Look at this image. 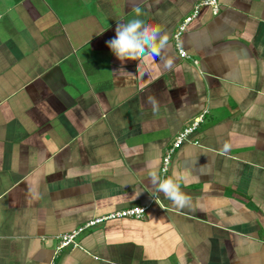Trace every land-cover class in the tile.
<instances>
[{
  "label": "crops",
  "instance_id": "0c3cea01",
  "mask_svg": "<svg viewBox=\"0 0 264 264\" xmlns=\"http://www.w3.org/2000/svg\"><path fill=\"white\" fill-rule=\"evenodd\" d=\"M200 1L0 0V264H264V0L203 9L183 59Z\"/></svg>",
  "mask_w": 264,
  "mask_h": 264
},
{
  "label": "built area",
  "instance_id": "2783aa9c",
  "mask_svg": "<svg viewBox=\"0 0 264 264\" xmlns=\"http://www.w3.org/2000/svg\"><path fill=\"white\" fill-rule=\"evenodd\" d=\"M203 9H210L213 15L217 16L220 13V0H201L197 5H195L191 14L186 17L183 23L179 26L176 35L174 36V44L179 56L183 59H191V56L182 46V37L186 33L190 24L197 20ZM205 118V113L200 115L198 118L194 119L192 123L186 126L183 131L177 136L173 142L171 148L168 150L166 156L163 159L162 174L166 175L171 167L174 156L178 150H180L184 145L188 143H194L198 145L199 143L192 140L193 136L197 134L200 129L201 123ZM147 209L143 207H134L123 209L110 213L105 216L96 217L93 220L86 223L85 226L73 231L70 234H66L58 237L59 244L56 247L55 255H59L65 249L68 248H79L78 238L88 229H91L97 225L109 223L117 220H142L145 218ZM54 264V263H53Z\"/></svg>",
  "mask_w": 264,
  "mask_h": 264
}]
</instances>
